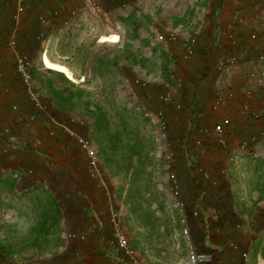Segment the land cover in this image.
I'll list each match as a JSON object with an SVG mask.
<instances>
[{
  "label": "rangeland",
  "instance_id": "374dc122",
  "mask_svg": "<svg viewBox=\"0 0 264 264\" xmlns=\"http://www.w3.org/2000/svg\"><path fill=\"white\" fill-rule=\"evenodd\" d=\"M206 2L22 0L18 10L17 0H0V264H12L14 255L27 264H69L79 249L83 256L76 264H91V258L96 264H133L117 246L110 208L137 260L186 264L182 210L168 193L164 170L165 154L175 157L176 143L145 112L166 113L173 104H162L159 96L170 93L172 66L187 60L183 44L196 37ZM171 31L175 41L168 40ZM44 56L65 66L70 77L46 67ZM92 111L106 129L94 130ZM81 138L92 147L95 170ZM12 142L20 144L12 149ZM55 159L61 170H53ZM71 160L83 178H98L88 186L111 197L103 219L107 244L94 247L91 256V248L70 242L64 227L51 228L45 241L34 240L50 186L60 194L71 188L69 179L53 181L48 174H66Z\"/></svg>",
  "mask_w": 264,
  "mask_h": 264
},
{
  "label": "crops",
  "instance_id": "0c3cea01",
  "mask_svg": "<svg viewBox=\"0 0 264 264\" xmlns=\"http://www.w3.org/2000/svg\"><path fill=\"white\" fill-rule=\"evenodd\" d=\"M206 4L196 22L194 54L174 64L170 74L173 104L166 112L165 133L176 143L174 165L183 196L189 206L198 207L199 214L192 218L189 207L180 212L188 217L192 244L204 255L200 264H264V88L250 78L258 67L252 64L255 52L264 47V0H207ZM227 55H234L237 63L225 73L216 66ZM219 97L224 100L220 104ZM175 103L183 109L175 111ZM219 121L224 146L219 143L221 135L202 134ZM10 144L13 149L20 143ZM39 152L50 154L47 149ZM75 162L70 161L69 172L63 169L64 175L48 174L52 180L62 176L64 183L69 179L70 190L60 194L50 186L49 193L60 211L57 227L83 234L84 239L70 242L88 246L91 256L94 247L107 244L102 232L109 204L105 193L88 186H95L98 178H83ZM52 163L53 170L63 168L59 160ZM199 168L209 173L208 179ZM78 251L69 264L83 256ZM47 257L43 259L48 261ZM90 263L97 262L91 258Z\"/></svg>",
  "mask_w": 264,
  "mask_h": 264
},
{
  "label": "built area",
  "instance_id": "2783aa9c",
  "mask_svg": "<svg viewBox=\"0 0 264 264\" xmlns=\"http://www.w3.org/2000/svg\"><path fill=\"white\" fill-rule=\"evenodd\" d=\"M21 1L22 0H17L18 10L21 9L20 8ZM167 35H168V40L170 41L176 40V34L173 31L168 32ZM196 43H197V39L195 36H189L188 38H186L183 44V54H184L185 59L190 58L194 54ZM236 63H237V59L234 55H227V56H224L222 60L218 62L216 68L221 72L228 73L232 70V68L236 65ZM253 63L257 64L258 67L256 70L251 71L250 78L254 80L258 85L262 86L264 85V47H261L255 52V57L252 60V64ZM19 68L23 76H26L27 74H26L23 64H20ZM159 101L162 102V104H170L172 102L171 93L161 94L159 96ZM223 101L224 100H222L221 97L218 98V104L222 103ZM175 108L179 110L181 108V105L177 103L175 104ZM145 115L150 117V120L153 124L155 123L162 129H164L161 133L163 137H165L166 135L165 131H166V126H167V118H166L165 111H163L162 109H159L156 112L154 111L153 115L151 112L146 111ZM212 133L221 135V137H219V143L223 146L226 144L225 138L224 136H222L223 122L221 121L216 122L211 129L206 128L202 130L203 136L207 138H209L212 135ZM79 141H80L82 148L84 149V151L87 153L89 157V165L92 167V169L95 170L96 162L93 156L91 145L87 142V140H84L82 138ZM162 147L164 148V146ZM165 158H166V162L164 164L165 181L168 183V190H169L168 193L175 207L180 208L182 211H186L187 208L189 207L188 211H189L190 216L192 218L197 217L199 214L198 207L196 205L189 206V203L183 196V192H182V188H181V184H180L177 171L173 167V164H174L173 154L167 152L165 154ZM198 171L204 179L209 178V173L205 171L203 168H199ZM14 176L16 177L17 175L14 174ZM105 195L107 197V200L110 203L111 201L110 194L106 192ZM109 220L112 226L117 230V234H116L117 246L126 255H128L132 259L133 264H144L143 262L135 258L133 252L128 247L127 238L121 233H118L119 221H118L117 213L114 210H112V208H110ZM187 221H188L187 215L183 214L180 218V223H181V235L185 239L187 243V247H188L187 249L188 258H187L186 264H200L204 260V255L202 253H199L194 247V245L192 244L191 233H190V229L187 224ZM66 237L68 239H74V238L84 239L83 234H75L72 232L67 233ZM245 255L246 254L244 253L243 256ZM11 259H12L11 261H13L12 264L13 263L15 264H27L28 263V259L17 258L16 255L12 256Z\"/></svg>",
  "mask_w": 264,
  "mask_h": 264
},
{
  "label": "trees",
  "instance_id": "16d2710c",
  "mask_svg": "<svg viewBox=\"0 0 264 264\" xmlns=\"http://www.w3.org/2000/svg\"><path fill=\"white\" fill-rule=\"evenodd\" d=\"M63 100H67V98L64 97ZM56 104L57 106L60 105L57 102ZM92 113L95 114L92 123L94 126V130L98 132L103 128L106 129L108 125L104 120H102L100 114L98 115L94 111H92ZM59 218H60V211L56 206L54 200L51 199V197L49 196L47 198V202L45 203V207L40 215V219H41V222L39 224L40 229H38V233H36L34 240L37 241L38 239L39 240L43 239L45 241L47 239L48 234L51 232V228H57Z\"/></svg>",
  "mask_w": 264,
  "mask_h": 264
},
{
  "label": "bare ground",
  "instance_id": "6f19581e",
  "mask_svg": "<svg viewBox=\"0 0 264 264\" xmlns=\"http://www.w3.org/2000/svg\"><path fill=\"white\" fill-rule=\"evenodd\" d=\"M43 63L46 67L61 71L70 77V72L65 66L51 62L46 56L43 57Z\"/></svg>",
  "mask_w": 264,
  "mask_h": 264
}]
</instances>
